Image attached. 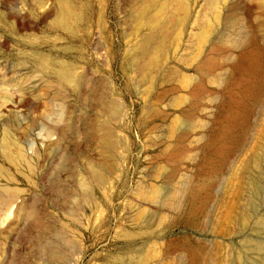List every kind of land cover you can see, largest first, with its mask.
Instances as JSON below:
<instances>
[{
    "label": "rangeland",
    "instance_id": "1",
    "mask_svg": "<svg viewBox=\"0 0 264 264\" xmlns=\"http://www.w3.org/2000/svg\"><path fill=\"white\" fill-rule=\"evenodd\" d=\"M145 1L0 0V264H264V0Z\"/></svg>",
    "mask_w": 264,
    "mask_h": 264
},
{
    "label": "bare ground",
    "instance_id": "2",
    "mask_svg": "<svg viewBox=\"0 0 264 264\" xmlns=\"http://www.w3.org/2000/svg\"><path fill=\"white\" fill-rule=\"evenodd\" d=\"M145 1V0H144ZM149 2H147V1H145V4H143V6H142V13H144L145 11H146V9H149V8H151L152 6H155V5H158L157 7H158V10H156V11H158V12H160V15L161 14H163L164 12H165V9H166V5H167V2L169 1V0H152L153 1V3H150V0H148ZM161 1V2H160ZM175 1V3L176 4H179V2L181 1V0H174ZM217 0H211L210 1V4H212V3H214V2H216ZM141 4V3H140ZM139 7V6H138ZM180 7V6H179ZM144 10V11H143ZM137 12V11H136ZM142 13L140 14V15H142ZM159 14V13H158ZM165 15V14H164ZM150 16V15H149ZM148 16V17H149ZM155 18H156V14H153V16L151 15V17H149L148 19V23H150V22H153L154 20H155ZM157 19V18H156ZM164 26V28H165V25H163ZM164 28H160V29H162V32H163V30H165ZM159 31H161V30H159ZM158 32V31H157ZM164 33V32H163ZM161 35H162V33L161 32H158V33H149L148 35H146L143 39H142V41H140L139 42V44H137L138 46H137V51H138V53L140 54V55H150L151 53H154L153 51H155V52H157V51H159V49H160V44L158 43V42H156V41H160L162 38H161ZM162 41V40H161ZM162 49V48H161ZM141 58V57H140ZM139 58V59H140ZM152 58V57H151ZM137 60H139L138 59V57L136 58ZM135 59V60H136ZM136 60V61H137ZM150 61H154L153 60V58H152V60L150 59ZM147 62V61H146ZM145 62V63H146ZM240 62V61H239ZM137 63V62H136ZM149 63H151V62H149ZM61 78H62V80L63 81H66L68 78H69V75H68V73L66 72V73H63V75H61ZM70 82H72V81H70ZM52 85V84H51ZM59 96H61V95H59ZM58 96V99L60 98ZM55 99H57V96H55L54 97ZM112 103V102H111ZM109 106V105H108ZM107 106V107H108ZM110 108V107H109ZM112 108H114V107H112ZM112 110V109H111ZM115 111V110H114ZM112 112H113V110H112ZM109 114H111V113H109ZM112 115V114H111ZM116 115V114H115ZM114 118V117H113ZM103 124V123H102ZM107 124V123H106ZM101 128H99V129H101V131H102V138H101V143H102V145L101 146H103V148L105 149V151H107V152H113L115 149H114V141H113V139H112V137H111V134H112V132H110L108 129H107V127H106V125H102V126H100ZM98 129V128H97ZM96 129V130H97ZM98 129V130H99ZM95 130V131H96ZM111 133V134H110ZM113 135V134H112ZM100 145V144H99ZM114 149V150H113ZM17 152V151H16ZM18 154H19V152H17ZM22 154L23 153H21L20 152V154H19V157H20V159L22 160L23 159V156H22ZM110 154V153H109ZM24 160H25V158H24ZM27 160V159H26ZM25 160V163L27 164L28 163V161H26ZM91 165V164H90ZM28 166H29V163H28ZM100 169V168H99ZM97 167H94V166H92V174H93V177H94V179H96V181H98V182H102L103 180H104V173H102V171H100ZM89 173V172H88ZM93 179V180H94ZM144 195V194H143ZM143 195L141 196V197H143ZM53 255H54V253H53ZM52 255V256H53ZM53 259V258H52ZM51 260V259H50ZM54 260V259H53Z\"/></svg>",
    "mask_w": 264,
    "mask_h": 264
}]
</instances>
